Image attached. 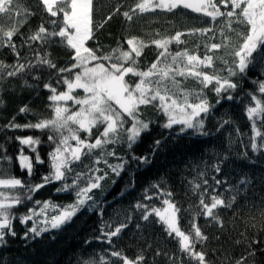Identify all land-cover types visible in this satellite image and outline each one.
<instances>
[{"label":"snow or ice","instance_id":"6c2138e0","mask_svg":"<svg viewBox=\"0 0 264 264\" xmlns=\"http://www.w3.org/2000/svg\"><path fill=\"white\" fill-rule=\"evenodd\" d=\"M36 6L47 15L41 16L42 23L34 32L24 36L20 30L34 13L23 0H0V21L6 18L0 23V50L7 48L15 57L11 64L0 59V107L6 104L5 84L22 78L24 87L35 90L37 95L43 82L42 89L48 93L46 108L51 110L34 123L19 124L13 116L0 128V132L16 129L46 132L51 149L45 161L36 148L42 143L39 136L17 137L21 145L35 153L30 158L21 150L17 157L19 170L26 179L14 174L5 176L8 170L3 167V161L11 165L12 158L6 154L0 156V247L8 244V237L16 238V221L25 227L20 239L34 241L44 233L62 229L78 214L87 212L98 216V234L85 240L86 248L77 257V264H158L160 257L165 264H217V260L219 264H260L257 257L264 254V249L256 247L255 240L249 241L239 256L228 254L211 259L206 250L208 237L196 222L197 217H203L207 223L223 229L222 211L234 210L241 186L248 183L247 179L231 183V173L224 172L233 153L236 159L249 160L247 151H235L237 141L231 136L224 152L213 149L211 160L201 158L190 162L187 171L191 178L184 177L187 208L174 200L167 179L161 177L146 186L134 204L108 218L104 213L108 204L135 188L136 173L151 163L150 156H137L134 151L143 134L151 131L150 125L158 123L161 129L168 130L151 145L152 156L169 138L215 135L206 129V122L223 100L235 99L233 93L239 84L233 78L243 80L250 69L257 67L264 76V0H136L123 12L122 6H117L95 26L93 0H36ZM180 9L197 14L199 18L191 19L202 26L186 32L175 31L174 35L157 31L147 42L133 36L118 42L108 52L99 45L95 49L87 46L95 39V31L117 13L132 22L145 13L176 14ZM60 15V20L48 19ZM17 35L19 45L14 41ZM184 36L189 39H182ZM194 37L204 39L197 40L193 49L180 47ZM54 45L67 50L69 62L65 66L52 59L50 49ZM150 46L157 50L156 59L142 67L140 58ZM23 49L27 52L22 55ZM222 49L227 51L220 54ZM189 80L194 81L192 87L186 86ZM253 83L256 88L248 93L250 100L246 106L251 135L247 144L239 143L245 149L250 147L253 153L264 154V80L257 78ZM206 90L215 93V104L210 103ZM149 107L155 111L156 118L146 117L145 110ZM30 112L29 105L19 109L20 114ZM217 123L216 132H219L233 121L224 118ZM241 135L248 134L237 129V137ZM121 148L123 155L119 154ZM45 163L48 171L41 173L39 181H34L35 166ZM125 171L129 180L118 197L111 201L98 200V192L105 194L104 182L115 176L112 180L115 185ZM49 185H55V195L71 196V201L34 199ZM21 207L26 211L20 213ZM256 210L264 216V197ZM181 212L191 217L188 231L178 226ZM133 224L141 235L143 229L158 225L166 237L176 240V252L157 248L149 259L146 250L141 249L129 257L119 247V241ZM93 241L100 246L99 250L89 252ZM243 243L235 241L237 246ZM151 248L149 243L147 249Z\"/></svg>","mask_w":264,"mask_h":264},{"label":"trees","instance_id":"16d2710c","mask_svg":"<svg viewBox=\"0 0 264 264\" xmlns=\"http://www.w3.org/2000/svg\"><path fill=\"white\" fill-rule=\"evenodd\" d=\"M136 0H93V24L98 25L104 21L110 14L115 11L117 6L121 7V12L127 10L135 4ZM34 15L28 17L27 23L21 28V33L27 36L30 32H34L42 23L41 16H46L41 9L36 6V0H23ZM180 12H185L186 15H180ZM192 17L199 18L197 14L187 10H177L176 14L172 13H145L142 18H134L132 22L126 21L119 13L114 15L111 20L104 24L103 28L95 31V39L88 42L89 47L95 49L98 45L102 47L104 52L110 51L118 45V42L130 38L137 37L149 41L154 34L159 32H168L169 35H174L175 31H184L193 28L201 27L202 25L194 23ZM19 19V17L17 18ZM48 19H62V15ZM6 21H0L3 23ZM50 27L49 25H45ZM151 34V35H150ZM182 39L188 40L189 37L184 36ZM204 39L194 37L187 45H181V48L193 49L197 40ZM233 41L236 40L235 35H232ZM14 41L19 45L20 36L14 37ZM219 42V39H217ZM38 47V45H34ZM126 47V45H125ZM173 50L176 46L173 45ZM227 51L222 49L220 54ZM27 52V49L22 50V55ZM51 57L59 66H65L69 62L67 50L59 45H54L51 49ZM157 50L154 46L144 50L140 58L141 66L150 65L156 59ZM198 54H202L198 53ZM0 59L6 63L14 62L15 57L10 54L9 49L0 50ZM261 69L257 67L255 70H249L243 80L234 77L233 80L239 84L237 90L233 93L235 99L232 101L223 100L215 109H213V116L206 122V129L215 133V135L207 138H189L184 136L179 140L169 138L165 141L155 156H152L151 145L156 139L162 138L167 134L166 129H161L159 124L150 125L151 131L143 134L140 142L134 147L137 156L148 155L151 158V163L138 171L135 176V188L127 192L123 198H118L113 204H108L105 207V218L114 215L123 208L135 203L139 198L142 190L148 186L152 181L159 180L165 177L168 181V187L175 194L174 200L180 202L182 208H187L189 200L185 196L184 177L191 178V174L187 171L191 167L190 162H198L201 158L211 160V152L213 149L224 152L226 150L229 136L236 140L234 144L236 152L247 151L249 160L244 161L235 158V153L232 154V159L229 161V166L224 168V172L231 173V183H238L239 179H247L248 183L241 186L240 195L237 198V204L233 209H225L222 211L223 229L219 226H212L207 223L203 217H197L196 222L201 226L202 231L207 235V252L211 259L216 260L217 256H224L232 254L239 256L245 251V246L249 241H257L256 247L264 249V216L256 209L261 206V198L264 197V154L253 153L248 147L245 149L239 141L248 143L251 135V122L246 117V106L249 103L250 97L248 93L253 92L256 85L253 83L255 79L264 80V76L260 75ZM29 81L30 77H29ZM43 83V82H42ZM37 95L33 89L24 87V80L16 78L10 80L5 84L3 96L6 104L0 107V128L3 127L13 116L16 117V123L25 124L29 121L35 122L38 117H44L49 114L50 109L46 108L48 104V93L42 89ZM194 81L186 82L187 87H192ZM206 94L210 103H216V95L214 92L206 90ZM24 105H29L31 112L28 114H20L19 109ZM146 117L156 118L155 111L150 107L145 110ZM230 118L233 123L225 125L223 129L216 132L218 127V120ZM237 129L241 135L237 137ZM264 130V129H262ZM39 136L42 140L40 145H37V151L41 157L47 161L48 152L51 150L47 140V133H41L31 129L21 131L16 129L14 131L0 132V156L7 155L12 158L11 165L7 160L3 161V167L8 170L6 175H16L17 177L26 175L19 170V162L17 157L23 150L24 155L30 158L35 156L30 149L19 143L17 137ZM11 137V139H9ZM6 150V153H5ZM119 154L123 155L124 150L121 148ZM115 162V161H113ZM103 167V165H101ZM133 166L130 165L131 169ZM48 171L47 163L44 165H36L34 181H39L41 173ZM116 179L112 176L104 182V195L97 193V199L103 198L105 201H111L125 186V182L129 180L128 171L122 173L115 185L112 180ZM182 181H184L182 183ZM55 185H49L38 192L34 199L41 201L51 199L57 203H67L71 201V196L55 195ZM194 199V198H193ZM157 206H161L156 202ZM255 206V207H253ZM26 211L25 208H20V213ZM18 213V214H20ZM190 216L181 212L178 214V226L181 230L188 231L190 228ZM98 216L95 214H88L82 212L78 214L73 220L64 225L62 229L49 233H44L42 237L33 240L24 241L20 239L25 231V227L20 225L18 221L14 222V229L17 233L16 238L8 237V244L0 247V261H6V264H77V257L86 248L85 240L91 236L98 234L97 229ZM29 227L31 222H29ZM243 234V235H242ZM219 236V239L216 237ZM163 238V239H162ZM241 240L244 243L240 246L235 244V241ZM151 243L152 248L147 249V245ZM99 245L93 241L92 245L88 247V251L92 249L99 250ZM119 247L123 248L126 255L134 257L136 253L141 250H146V255L151 259L157 248H163L164 251L176 252L178 247L177 242L173 238L166 237L158 225H154L151 229H143L141 231L135 229V225L130 226L122 234V239L119 241ZM87 255V253H85ZM260 264H264V254L257 257ZM158 264H165L163 257L158 258ZM219 264V260H217Z\"/></svg>","mask_w":264,"mask_h":264}]
</instances>
